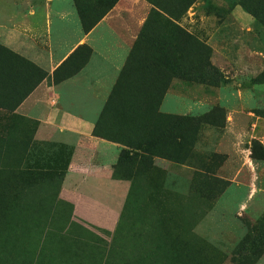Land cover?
Here are the masks:
<instances>
[{
  "label": "rangeland",
  "instance_id": "obj_1",
  "mask_svg": "<svg viewBox=\"0 0 264 264\" xmlns=\"http://www.w3.org/2000/svg\"><path fill=\"white\" fill-rule=\"evenodd\" d=\"M56 2L75 9L74 0ZM127 3H134L127 23L137 34L150 4ZM177 24L210 47L209 60L221 82L172 78L159 111L184 117L168 138L173 139L163 145L167 138H154L150 152L114 142L118 155L132 152L125 165L117 168L118 156L113 164V176H125L131 186L105 264H264L262 241L254 254L245 246L264 224V27L237 0H194ZM187 42L182 45L189 54L193 45ZM111 89L89 112L96 120L108 112L107 125L119 103L106 104ZM106 124L98 130L114 134V124ZM19 127L12 129L30 134V127ZM18 145L20 153L24 143ZM23 160L16 169L0 168L4 220L17 230L11 264H32L54 205L57 174L68 169V160L59 159L50 181L40 174L43 169L24 168Z\"/></svg>",
  "mask_w": 264,
  "mask_h": 264
},
{
  "label": "crops",
  "instance_id": "obj_2",
  "mask_svg": "<svg viewBox=\"0 0 264 264\" xmlns=\"http://www.w3.org/2000/svg\"><path fill=\"white\" fill-rule=\"evenodd\" d=\"M131 5L118 0L85 32L76 10L53 0H0V45L46 72L13 110L36 126L22 166L51 171L68 160L32 264L106 263L131 182L113 176L119 145L93 135L89 112L109 93L136 39L127 23ZM18 61L0 52V65L21 72L22 93L38 74ZM70 66L80 67L68 75Z\"/></svg>",
  "mask_w": 264,
  "mask_h": 264
},
{
  "label": "trees",
  "instance_id": "obj_3",
  "mask_svg": "<svg viewBox=\"0 0 264 264\" xmlns=\"http://www.w3.org/2000/svg\"><path fill=\"white\" fill-rule=\"evenodd\" d=\"M117 1L74 0L83 31L88 32L93 28ZM146 1L151 5L150 11L140 26L136 39L106 101L107 105L109 102L119 101L114 106L116 111L110 113L113 119L112 124H106L108 112L103 113L95 121L92 130L93 135L121 143L128 150L132 149L134 152L141 150L150 152L151 147L154 146L151 141L156 137H160L161 140L167 138L163 141L164 145L168 140L173 139L168 138L175 134L174 129L177 130L178 120H184L183 116L159 111L160 103L172 78L178 77L187 81H199L212 85L221 82L220 74L209 60L210 47L177 24L178 19L183 16L194 0ZM237 4L254 18L256 24L264 27V0H237ZM187 40L190 46L193 45L189 54L185 50V46L182 45ZM0 52L17 58L21 67L26 63L33 69L36 68L38 74L34 82L22 93H19L17 92L18 86L23 83L20 77L21 72L10 69L6 64L1 63L0 65V107L3 108L0 110V150L3 151L5 146V150L0 153V158L4 160L8 156L7 159L10 160L7 163L1 162L0 168L12 170L20 166L36 128L32 121L14 113L13 110L21 103L27 93L45 77L46 72L1 45ZM69 60L67 59L61 67ZM79 67L72 69L71 74L77 71ZM218 74L219 76H217ZM255 79L258 80V78ZM11 89H14L16 93L12 92ZM15 119L19 122H15ZM104 124H106V128L112 127L114 124L113 126L116 127L113 131L114 134L109 133V131L100 132L98 128ZM15 126H20L19 128L30 127V134L26 137H23L22 134L20 136L19 132L12 129ZM124 128L129 130L128 133L123 131ZM182 133L180 131L176 136L180 138ZM22 143H24L23 151L17 153L16 150L20 146L18 144ZM2 147L3 149H1ZM128 150L119 153L117 168L119 165L122 166L128 162L127 155L132 154ZM9 153H12L13 157L9 156ZM16 160L19 162L16 163ZM31 173L38 174L39 172L32 171ZM40 174L48 175V179L52 181V170H42ZM57 175V178L62 177V173ZM115 175H117L116 172ZM5 217V207L3 202H0V264H11L9 249L15 246L12 237L17 234L14 233L17 230L14 222H11V226L8 222V227H6ZM22 234L21 232L19 236ZM247 241L246 248H250L252 254L256 253L258 246L261 245L258 243L262 241V245H264V224L256 236ZM19 243L24 247V244ZM23 256L27 257L26 255Z\"/></svg>",
  "mask_w": 264,
  "mask_h": 264
}]
</instances>
